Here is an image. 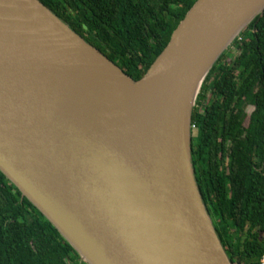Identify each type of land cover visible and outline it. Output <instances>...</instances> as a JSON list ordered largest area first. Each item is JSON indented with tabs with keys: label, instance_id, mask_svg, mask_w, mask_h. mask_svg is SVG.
<instances>
[{
	"label": "water",
	"instance_id": "95a60500",
	"mask_svg": "<svg viewBox=\"0 0 264 264\" xmlns=\"http://www.w3.org/2000/svg\"><path fill=\"white\" fill-rule=\"evenodd\" d=\"M264 0H196L135 80L40 0H0V170L88 264H236L192 163V110Z\"/></svg>",
	"mask_w": 264,
	"mask_h": 264
},
{
	"label": "trees",
	"instance_id": "16d2710c",
	"mask_svg": "<svg viewBox=\"0 0 264 264\" xmlns=\"http://www.w3.org/2000/svg\"><path fill=\"white\" fill-rule=\"evenodd\" d=\"M139 80L196 0H40ZM192 163L233 263L264 254V12L214 63L192 110ZM0 264H88L0 170Z\"/></svg>",
	"mask_w": 264,
	"mask_h": 264
},
{
	"label": "built area",
	"instance_id": "2783aa9c",
	"mask_svg": "<svg viewBox=\"0 0 264 264\" xmlns=\"http://www.w3.org/2000/svg\"><path fill=\"white\" fill-rule=\"evenodd\" d=\"M260 264H264V254H262V256L260 258Z\"/></svg>",
	"mask_w": 264,
	"mask_h": 264
}]
</instances>
